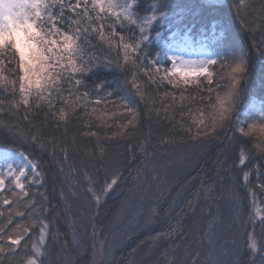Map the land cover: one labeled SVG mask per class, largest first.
Here are the masks:
<instances>
[{
  "label": "snow or ice",
  "instance_id": "snow-or-ice-1",
  "mask_svg": "<svg viewBox=\"0 0 264 264\" xmlns=\"http://www.w3.org/2000/svg\"><path fill=\"white\" fill-rule=\"evenodd\" d=\"M166 6L167 0H152L150 4L146 0H0V133L6 132L15 139L30 137V144L58 165L65 183H71L73 179L80 183L83 168V178L88 182L85 195L99 206L121 183L124 168L115 159L108 158L103 146L99 155L95 152L85 154L80 167L75 163L69 165L72 152L80 150L75 135L71 141L68 139L69 125L80 120L81 113L90 116V105L102 103H118L125 114L132 117L128 123L133 127H136L138 116L133 104L144 103L146 115L155 112L159 119V109L153 106L151 97L146 102L150 85L159 87V80L160 84L167 82L178 88L181 82L187 85L203 77L209 85L208 95L201 96L200 100L202 104L205 100L208 103L203 104L199 118L193 119L196 130L193 131V125L185 128L180 124L175 135L160 138L159 143L179 152L189 143L206 146L223 134L225 154L233 149V145L238 146L233 149V168L239 164L237 171L242 173L245 181L241 186L248 191L255 205L258 196L264 195V111L252 123L233 120L235 105L247 78V59L242 51L231 46L225 55L215 52L200 61L185 60L179 54L182 48L165 45L160 40L161 32L157 31L153 37L149 31L153 22L163 25L165 13L160 9ZM241 8L258 11L262 21L259 39L255 29L240 17ZM237 15L250 33L249 53L256 50L264 56V0H260L259 9L256 0L238 4ZM153 39L161 45L155 56L149 48ZM100 45L107 46L109 55L105 59L93 55ZM226 57L229 61L225 65ZM165 60L171 62L170 67H165ZM217 64L231 69L226 77H220L227 80L222 94L217 91L221 88L219 83L211 86L214 83L211 69ZM101 68L118 69L124 76L123 84L111 90H106L105 81L89 84V76H94ZM101 90L104 95H100ZM128 91L137 96L138 101L125 102V96L120 93ZM213 92L216 93L214 100L211 98ZM169 95L171 93H164L165 98ZM113 96L115 101L109 99ZM21 110L28 133L21 132L17 125L5 119L12 113L19 116ZM61 127L64 128L61 137L50 134L52 139L46 138L48 128L59 131ZM80 134L99 138L95 131ZM140 147L147 152L143 145ZM254 150L259 157L255 163ZM19 157L22 163L18 166L7 160L0 166V218L7 210L6 221L0 223V264H65L59 258V252L56 258L52 254L59 232H52V222L47 220L50 210L46 206L45 172L30 155L19 153ZM136 171V179H140L141 170ZM253 172L257 174L258 185H252ZM211 192L212 189H208L209 195ZM60 196L68 199L63 191ZM188 206L191 208L192 204ZM150 214L155 216L157 212L151 210ZM248 224L252 226L251 231H247ZM245 229L244 243L249 253L264 259V216L259 219L250 216ZM205 237L211 247L203 264H218L212 234L205 233L197 243H203ZM163 238L173 244L171 251L165 250V264H181L176 253L187 239L183 225L157 237ZM201 255L203 253L193 252L189 246L183 264H201Z\"/></svg>",
  "mask_w": 264,
  "mask_h": 264
},
{
  "label": "trees",
  "instance_id": "trees-1",
  "mask_svg": "<svg viewBox=\"0 0 264 264\" xmlns=\"http://www.w3.org/2000/svg\"><path fill=\"white\" fill-rule=\"evenodd\" d=\"M151 2L146 0L147 4ZM242 2L247 4L248 0H167V6L160 9L165 13L163 25L158 21L153 22L149 31L153 37L157 31L161 32L160 40L166 45L172 41L198 43L212 47L221 55H225L231 46L242 51L247 59V78L235 105L233 120L252 123L264 111V56L256 50L249 53L250 33L245 30L240 17L255 29L257 39L262 21L258 11L248 8H241L238 17L237 5ZM259 4L260 0H256L257 9ZM160 47V42L153 39L149 45L153 56L160 51ZM106 49V45H100L93 55L105 59L109 55ZM228 61L226 57L225 65ZM164 65L168 67L169 61L165 60ZM211 71L214 79L211 86L215 87L219 83L221 88L217 91L222 94L227 80H221L220 77H226L231 69L217 64ZM93 81H105L106 90H111L123 84L124 76L118 69L101 68L94 76H89L88 83L92 84ZM157 83L159 87L150 85L147 89L146 102L151 97L153 106L159 109V119L155 112L151 116L146 115L144 103L133 104L138 113L136 127H133L128 123L132 117L126 115L118 103H102L90 105L88 112L91 115L81 113L82 118L68 127V139L71 141L75 135V143L80 149L72 152L69 165L75 163L80 167L85 154L95 152L99 155L100 147L103 146L108 158L115 159L124 168L121 183L99 206L85 195L88 182L83 178V168L80 183L75 179L65 183L58 165L46 153L31 145L30 137L15 139L6 132L0 133V148L30 155L45 172L44 189L48 193L46 206L50 210L47 220L52 222L51 231L59 232V240L52 248L53 258L59 252V258L65 264H165V250L171 251L173 244L167 238L157 237L183 225L187 239L176 253L181 264L189 246L193 252L203 253L200 256L203 264L211 246L206 237L203 243L197 241L205 233H211L215 241L218 264H253V261L254 264H264V259L260 255L253 257L244 243L245 223L249 217L259 219L264 216V195H259L253 205L250 194L241 186L245 181L242 173L237 171L239 164L233 168V149L238 146L233 145V149L225 154L223 134L206 146L189 143L179 152L170 147L166 149L159 143L160 138L175 135L180 124L187 128L193 125L194 118H199L203 104L208 103L205 100L202 104L200 100L201 96L208 95L207 80L200 77L187 85L181 82L178 88H173L167 82L160 84L159 80ZM165 92L171 95L165 98ZM104 94V90H101L100 95ZM120 95L125 96V102L138 101V97L130 91L126 94L121 92ZM215 95V92L211 94L212 100ZM109 99L115 101L116 97ZM252 100L258 102V110L249 107ZM23 115L21 110L19 116L12 113L6 115L5 119L17 125L21 132L28 133ZM83 131L98 132L99 138L81 135ZM63 132V127L59 131L48 128L45 135L51 140L50 134L61 137ZM141 145L147 152L141 150ZM253 155L255 163L259 159L256 150ZM137 169L141 170L140 179H136ZM250 179L252 185H258L255 172ZM208 189H212L210 195ZM61 191L68 196L67 200L61 198ZM136 202L142 206H137ZM127 203H132V210L137 211L140 207L141 211L136 223H133V219L128 220L129 223L122 230V240L111 251L106 248V243L117 215ZM189 203L192 204L191 208ZM151 210L157 214L151 215ZM6 219L7 210H4L0 223ZM251 230L252 226L248 224L247 231ZM256 231H260L258 226ZM99 244H102L103 252L98 262L94 263L95 249Z\"/></svg>",
  "mask_w": 264,
  "mask_h": 264
},
{
  "label": "rangeland",
  "instance_id": "rangeland-1",
  "mask_svg": "<svg viewBox=\"0 0 264 264\" xmlns=\"http://www.w3.org/2000/svg\"><path fill=\"white\" fill-rule=\"evenodd\" d=\"M167 45H172L174 48H177V49L182 48L183 51L179 52V54L182 55L185 60H190V61H200L202 59H207L209 53L216 52V50L213 49L212 47H208L206 45L198 44V43L191 44V43L181 42V41H172L170 44H167ZM212 58L215 59L216 57L213 56ZM170 66H171V62L169 61L168 67ZM249 107L254 108V110H258V102L256 100H252L249 103ZM6 160L17 166L20 163H22V160L19 157V152H14L10 149L0 148V166L4 165ZM137 206L141 207L142 204L137 203ZM140 207L138 208L137 211H134V209L132 210V203H127V205L123 208V210L117 215L114 228L112 230L110 238L108 239L106 243L107 249L112 251L113 247L117 246L120 240H122L121 239L122 230L129 223L128 220L133 219V223H136V220L138 219L139 213L141 211ZM257 215L259 216V213ZM106 248H105V251H106ZM102 252H103L102 244H99L97 246V250L95 249V259H94L95 262L94 263L98 262L100 256L102 255Z\"/></svg>",
  "mask_w": 264,
  "mask_h": 264
}]
</instances>
